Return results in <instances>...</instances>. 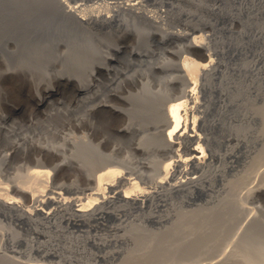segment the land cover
<instances>
[{"label": "bare ground", "instance_id": "obj_1", "mask_svg": "<svg viewBox=\"0 0 264 264\" xmlns=\"http://www.w3.org/2000/svg\"><path fill=\"white\" fill-rule=\"evenodd\" d=\"M55 1L0 0V7L13 6L0 12V25L5 24L0 28L2 37L15 33L26 37L33 32L40 39L58 35L61 30L54 26L52 14ZM93 1L82 0L78 8H97L104 14L90 19L93 30L68 36L63 53L59 54V47L51 50L50 43L48 47L35 43L26 47V55L11 71L6 68L17 53L15 58L0 54L6 75L23 78L36 89L37 99L31 103L42 117L30 118L31 135L22 136L16 123L20 110L0 112V264H26L8 255H19L27 241L16 228L41 235L43 219L55 221L57 228L65 223L78 228L103 214L126 224L121 223L124 233L120 231L117 240L125 246L120 264H172L178 249L189 243L183 257H197L199 264H264V24L259 17L264 18V0ZM37 3L39 10L32 7ZM142 17L192 34L149 31L138 23ZM208 17L229 22V31L224 29L231 35L241 27L240 40L247 39L248 46L236 37L221 42L225 48L217 50L218 44H212L209 36H193L208 31L195 26L198 22L211 31ZM32 20L42 23L40 27L46 23L45 29L39 31ZM40 32L44 34L39 36ZM199 53L202 62L191 57ZM226 56L240 61L225 64L219 58ZM50 57L62 61L61 70L44 66ZM64 85L72 97L67 104L60 100ZM105 120L115 123V137L126 145L114 147L116 154L103 150L108 142V137L102 138L108 135L102 129ZM54 125L82 134L80 141L66 138L70 156L65 144L56 147L41 141L40 133ZM54 130L50 134L59 135ZM124 147L129 153L122 156ZM223 147L229 148L227 153H222ZM19 152L26 174L7 183L1 176L20 162L15 157ZM39 153L48 160L37 157ZM63 170L82 177L85 187L76 180L59 183ZM154 202H161L155 209L168 207L167 215H155L153 207L149 212ZM118 205L149 214L141 222L130 220V210L118 211ZM145 221L165 226L154 233ZM69 239L67 247L46 248L47 256L75 262L65 257V252L76 249ZM29 247L32 253L35 249ZM193 248L198 252L189 255ZM113 254H108V260L114 259ZM80 260L76 264L91 262Z\"/></svg>", "mask_w": 264, "mask_h": 264}, {"label": "rangeland", "instance_id": "obj_2", "mask_svg": "<svg viewBox=\"0 0 264 264\" xmlns=\"http://www.w3.org/2000/svg\"><path fill=\"white\" fill-rule=\"evenodd\" d=\"M88 1H90V0H88ZM81 2H82V0H65V4H62V3H60L57 0L55 1V3L57 4V6H56L55 9H53L52 14H53V16H55V21H56V23H54V26L60 27L59 28V30H61L59 32L60 34L58 33V35H60V36H58V35H52V36H49L47 38L40 39L39 37L35 36L36 34H33L34 32L33 33L31 32L32 34L29 33V35H26L27 39H25L26 37H23V36L21 37V36H19L20 34H18V36H16L17 35L16 33H15L16 35L15 34H12L11 35V36L14 35L13 38L10 36V34H8L6 36V38L5 37H2V35L4 33L3 34L0 33V35H1V37H0V40H1L0 43L2 45V46H0V49L3 51V52L0 51V54H4V55H8V54L10 55L11 54V55H14V58H15V55L17 53L16 59L15 60L14 59H11L12 61H10V64L11 65L13 64V65L12 66L11 65H8V67L6 68V70H10L11 71V69H13V70L16 69V68H14V67H17V64L15 62H17V60L19 61L22 56L26 55V53L28 51V50H26V47L27 46H28L27 47V49H28L30 45L33 47L35 45V43L37 45H42V43H43V45L44 44H47V47H48L49 46V43H50V46H51L50 49L53 50V49H55V47H56V49L59 47V54H60V53H63L66 50L64 43H66L65 42V39L68 36L74 38V37H77V36H81L82 34H85V32H88V31L93 30V25L90 22V19H95L97 16H102L104 13L103 12H100L97 8H94L92 10H84V11L82 9L80 10L78 8V5ZM93 2H90V3H93ZM45 4L48 6V5H50V2L49 1H46ZM3 5H1L2 7H0V12H6V9L7 8H5V7H8V5L10 7H13V6H11L12 4H10V3H8V5H7V3L6 4L4 3ZM5 5H7V6H5ZM32 7L34 9L36 8L38 10L41 9L40 4H38V3L36 5H33ZM236 7L238 9H241V7L235 5V9H236ZM252 8H254V7H252ZM43 10L44 11H47L46 8H43L42 11ZM255 10H256V12H258V7ZM40 11H36V13H39ZM44 11L42 12L43 14H45ZM256 12H253V13L255 14ZM33 15H34V13H33ZM47 15H49V14H47ZM58 16L60 17V20H59ZM259 17L261 18L260 20H261L262 25H263L264 24V18L262 16H259ZM34 18H36V17H34ZM242 18L244 19V17H242ZM139 19L140 20H138V23L140 24V26H146L147 27V30H149V31L152 30L153 32H155L156 30L157 31L160 30L164 34H169V33H175V34H181V35H187V34L189 35V34H192L190 32V30L189 31L188 30H182L183 28L180 29V28H177L176 26H160V25L158 26L156 23H154V21L152 19H149V18H146V17H142V18H139ZM48 20H49V18H48ZM34 21L35 20H32L31 24L34 25L35 27H39L40 28L39 31H43V29H45L46 23H44L43 27H40V25H42V23L40 24L39 22H37L35 24ZM203 23L204 22H201V24H200V22H198V23L195 24V26H197L200 29H202L203 27H206L205 30H208V31L198 32L197 34H194L193 36H201V37H205V39H208V36H209V39H210L209 41L212 40L211 41L212 44L213 43L215 44V42H213V41H216V43L218 44L217 50H220V49L223 50L225 48L224 47L225 44H223V43L224 42H228L229 39H231V38L239 37L240 36L239 31L241 32V30H242L241 27H239L240 30L238 29V27H235L236 29L235 28L234 29H235V32L236 33H234L233 35H231V33H228V31H229L228 30L229 29V22H226L225 23V21H222V20H219V19H216V18H212V17L211 18L208 17L207 20H206V23H210V24H212L214 26V27L213 26L211 27V31H210V28H208L210 26H204ZM4 25L5 24L0 25V28H2V26L4 27ZM224 27L228 31H226L224 29ZM246 27H248V25ZM249 27H253V26L250 25ZM245 29L247 30V28H245ZM8 30L9 29H7L6 31H8ZM43 34H44V32L43 33L40 32L39 33V36H41ZM227 34H228V36H227ZM215 35H216V37H214ZM8 36H9V38H8ZM219 36H220V38H219ZM15 37L20 39V42L21 43H19V45H21V46H19L17 44V42H19V41H16L18 39H16ZM10 38H11L10 41L12 43H9L8 44V42H10L9 41ZM158 38H160V36ZM37 39L39 41H37ZM103 39H105V38H103ZM4 41L7 42V43H5ZM113 41L108 40L106 42L111 43ZM237 41H239L240 43L242 42L241 44H243L244 41H245V43L246 42L248 43V40L247 39L243 40L241 38V40H240V37H239V39ZM14 42L17 44V48H15L16 45H14L15 44ZM28 42H30L31 44H29ZM221 42H223V43H221ZM58 43H59V45H58ZM247 43L246 44H243V45L248 46ZM217 44H215V46ZM7 45H8V47H7ZM134 46L135 45H133V47ZM215 46H212V47L215 49ZM12 48H13L14 51L12 50ZM20 51H22L21 54L19 53ZM19 55H20V57H19ZM198 55H199L198 57H196V56H191V57H192V59H195L197 61L200 60L199 62L204 61V59H203L204 57L202 58V56H201L202 54L199 53ZM17 57L19 59H17ZM226 57H222V58H219V59H221V61L223 63L230 64V65H232V63L233 64H235V63L237 64L240 61L238 59H236V60L235 59H232L230 56H226ZM50 58H47V59L51 60V62H49V61L47 63L45 62L44 63L45 64L44 66L45 67H48L49 69H52V70L54 69V70H56V72L59 71V70H61V68L63 67L62 61H59L56 58L55 59L56 62H55V61H53V59H54L53 57L51 59ZM214 59H215V57H214ZM233 61H235V62H233ZM48 63H50V64H48ZM6 70H5L4 67L3 68L0 67V112H2L4 115H8V114H10V112L13 111V109H19L20 112L16 116V118H17L16 123H17V125L21 126V128H22L21 129V135L22 136H30L31 135V132H30V129L28 128V123L27 122H28V120L30 118H32L34 116L35 117H39L40 116L37 113V111H35V108L32 107V103H31V100H33V99L36 100L37 99V97H34V92L36 91V89L34 90L33 88H30V86L27 83H25L26 80H24L23 78H19L17 76L6 75ZM54 74H56V73L54 72ZM59 87H61V86H59ZM67 89H68L67 86H65V85L62 86V88H61V92L62 93H61V97H60L61 98L60 100H62V101L64 100L63 102L66 103V104H67L68 101H70V99H72L71 94L69 93L70 90H67ZM40 118H42V117L40 116ZM0 120H2V119L0 118ZM106 121L107 120H105L104 123L102 122V124H103L102 125L103 126L102 129H103V132L105 133V134L104 133L103 134L104 135L108 134V135L105 136V137L102 136V138H107L108 137L106 139V141H108V142L105 144V147L109 145L108 147L110 149H108V147H107V149L104 147L105 149L103 148V150H104V153L110 154V153L113 152V148L114 147L116 148L119 145L120 146H122V145L126 146V145L123 142H121L122 144H119V140H118L119 136L115 137V135L117 134V127H116L115 123L114 122L111 123L110 121H107L106 122ZM53 124H56V123H53ZM54 128H57L58 130H56V129L54 130ZM53 130H54V132L58 133L59 135L61 134V136H59V135H56V136L54 135L53 136V134H50L51 131H53ZM69 136H72V138H76L78 141H80L81 138H82V134L80 132L79 133L78 132L72 133L67 128H65L63 125H59V126L54 125V126H51L50 129H44L42 131V133H40L41 141L43 142L44 145L51 144V145H55L56 147H59L61 145L63 146L65 144V146H67V148H68L70 145L67 142H69L70 140L69 139H66V138H68ZM36 138H38V136ZM114 138H117V139H114ZM111 142L113 143V145H116V146H113ZM117 142H118V144H117ZM232 146H233V144H232ZM223 148L224 149L222 150V153L223 154L224 153H227V151L229 150V148H226V147H223ZM124 149H125V147H124ZM67 152H68L67 156L68 155L70 156V150H69V148H68V151ZM116 152L117 151H114L113 154L114 153L116 154ZM127 153H129V150L128 149L123 150L122 151V156L127 155ZM35 154H33V155H35ZM15 157H16L17 160L19 159L20 162H17L16 163L17 165H16V167L14 169H11V171L3 172V175L1 176L3 178V180L5 182H7V183L10 182V181H12V180H14V178H16L18 175H21V174L22 175H25L26 174L25 173L26 170H24L25 168H21V166L23 165V162H24L23 161L22 153L19 152L18 155H16ZM37 157H40V158L45 159V160H48V157H44L40 153L38 154ZM28 160H29V158L26 159V162H28ZM232 160L235 161V159H231V161ZM60 161H62L61 158L58 160V162H60ZM58 162H55V163H58ZM27 165H28V163H27ZM28 166L30 167L31 165H28ZM22 169L24 171H22ZM58 178H59V183H61V184L62 183H64V184H70V183H72L73 181L76 180V181H78V184L80 185V187H82V188L85 187V181H84V179L82 177L74 176L72 174V172H69L67 170L60 171L59 174H58ZM58 185H60V184H58ZM54 186H55V184H54ZM198 203H202V202H198ZM158 204H161V202H154V204L151 205L150 208H148L149 209V212L152 211V209L154 210L157 207L156 205H158ZM162 204L165 205V203H163V202H162ZM124 207L127 208L128 211L130 210V220H133L134 219L136 221V219H138L137 221L138 222H141V220L144 218V215L147 216L146 214L147 213L149 214V212L146 213V211H145L144 212L145 214L143 215V213L141 211L140 212L142 214L138 210H136V209H130L127 206H121V208H124ZM119 208H120V206L118 205L117 206V210ZM125 208L123 210H126ZM166 208L168 209V207H166ZM166 208L161 207V208L155 209L156 210V212H154L155 215L156 214L157 215H163V216L167 215V213H168L167 211L168 210ZM250 208L253 209L254 207H250ZM148 209H147V211H148ZM185 209L186 210H191V208H189V207H185ZM109 210L112 211V209H109ZM123 210L122 209H119L118 211H123ZM119 213H121V215H124L122 212H119ZM152 213H153V211H152ZM250 213H252V212H250ZM103 215L99 216V219H100V220L98 219L99 222H98V220H94L96 222H94V221L92 222L91 221L92 223L90 222V223H88V225L87 224H86V226L85 225H82V226H79L78 228L77 227H72V226H71L72 227L71 228L66 223L65 224H61L63 226H60L59 228H57L58 226L56 227V225H54L55 224V221H52V222L49 223L48 221H46V220L43 219V220H41V223L43 225H45V228H42L41 229L42 230V234L41 235L35 234L34 232L28 233V231L22 230L20 228H16V230L19 231L21 237L24 238V239H26L27 241L24 243L25 245L23 247H21V250L23 249L22 250L23 252H21L19 255L18 254L16 255V254L11 253V252H8V255L11 256V257L17 258L18 260H20L22 262L24 261V263H26V264L27 263L28 264H36V263H42V264H76V260H80V259H81L80 261H82V260L83 261H89L90 260L91 262H88V264H90V263L91 264H120L119 262H121L120 261L121 258L119 259V257H122L124 255L125 246H123L122 244H120L117 240L120 239L119 237H122V235H123L122 233H124L122 228H124V226L126 224H125V222L122 223L120 221H117V220L112 219V217L110 218V217L106 216L107 214H105L104 216ZM125 218H127V215L125 216ZM125 220H128V219H125ZM130 220H128V222ZM45 222L48 225L49 224H51V225L47 226V224H45ZM58 222H60V220H58ZM52 223H53L54 226L52 225ZM98 223H100V226H99ZM121 225H122V227H119ZM144 225L148 228L149 231H153L154 233H159L160 231H162L164 229V226H165L163 224H152V223H148V221H145L144 222ZM93 226H95V227L93 228ZM61 227H62V229H60ZM65 227H67V231H69V232L65 231L66 230ZM68 227H70L71 229L68 228ZM91 227H92V229H90ZM48 228H50V229H48ZM55 228H56L57 231L55 230ZM63 229H65V230H63ZM118 229H120V230H118ZM51 230L54 233L50 232ZM46 231H47V234H46ZM120 231H121V234L122 235H120V233H119ZM57 232H58V234H57ZM89 232H90V235H92V236L89 235ZM116 233H117V236H118V234L120 236L117 237L116 236ZM66 234L69 235V236H66ZM96 234H98V235H96ZM71 236H72V238H71ZM94 236L97 237V238L95 237L96 240L94 239ZM102 236H104L105 238L102 237ZM66 237L68 239L70 238L69 240H71V243L73 244L74 248L76 247L75 253L73 252L74 249L72 251L73 253H71V252H65V253H67L65 255V257H70V258L74 259L75 262H73V263H69L70 262L69 261L70 259H68V258H64V259L61 260V258L58 257V256H56V257H50L49 255L47 256V253H46L47 249H53V248L59 249V248H62L63 245L65 246L66 245V243H65L66 242ZM208 237L211 238L212 235L211 234H208ZM90 238H91L92 241H90ZM62 239H65V240H62ZM108 240H109V243H108ZM103 241H104V244H103ZM94 242L97 243V244H95ZM115 243H116V245H115ZM190 244L191 243L185 244V245L181 246L180 249H178V252L179 253H178V255H177L176 259H175V262L172 263V264H199V258H197V257H193V258H190V259H187V260H185L184 257H183V254L182 253L188 252V250H185V248L189 249ZM119 245H121L122 248H121V246L119 247ZM28 247H29V249L32 247L35 250L32 251V253H31V251L28 250ZM65 247H67V246H65ZM38 248H40V249H38ZM78 248H80V249H78ZM41 249L43 251H41ZM121 249H123V250H121ZM193 250H194V248L192 249V251L190 252L189 255L198 252V251H193ZM26 251H29V252L26 253ZM36 251H37V253H36ZM33 252L35 254H33ZM120 252H121V254H120ZM29 253H31V255ZM21 254H22V256H21ZM108 254L115 255L114 259H109L108 260V257H110V255H108ZM155 264H162V262L161 261H158Z\"/></svg>", "mask_w": 264, "mask_h": 264}]
</instances>
